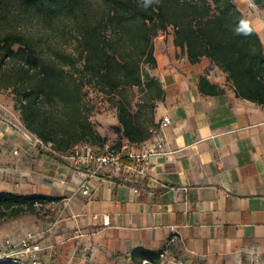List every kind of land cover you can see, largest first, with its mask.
<instances>
[{
  "label": "crops",
  "instance_id": "1",
  "mask_svg": "<svg viewBox=\"0 0 264 264\" xmlns=\"http://www.w3.org/2000/svg\"><path fill=\"white\" fill-rule=\"evenodd\" d=\"M234 2L264 52V8ZM154 55L148 72L164 91L158 126L130 148L162 142L164 152L150 156L144 177L121 167L88 177L29 139L18 111L0 104L21 126L0 114V191L60 197L50 202L49 220L26 214L0 223V243L38 233L39 257L52 264H119L137 248L165 250L166 264H264V106L236 96L208 59L192 64L177 56L170 31L154 38ZM201 76L220 91L204 93Z\"/></svg>",
  "mask_w": 264,
  "mask_h": 264
},
{
  "label": "trees",
  "instance_id": "2",
  "mask_svg": "<svg viewBox=\"0 0 264 264\" xmlns=\"http://www.w3.org/2000/svg\"><path fill=\"white\" fill-rule=\"evenodd\" d=\"M251 1L264 8V0ZM17 17L44 28L36 35L19 31ZM168 31L177 56L192 64L208 59L226 73L236 96L264 106L262 42L234 0H154L147 6L145 0H0V90L11 92L22 126L56 155L79 143L109 141L91 121L89 87L96 104L105 97L116 110L113 146L123 139L140 144L157 128L156 103L164 98L145 67L156 66L154 38ZM134 88L141 93L136 109ZM199 88L220 91L203 76ZM59 199L0 191V223L37 214L38 204ZM161 252L137 248L130 259L160 264Z\"/></svg>",
  "mask_w": 264,
  "mask_h": 264
},
{
  "label": "built area",
  "instance_id": "3",
  "mask_svg": "<svg viewBox=\"0 0 264 264\" xmlns=\"http://www.w3.org/2000/svg\"><path fill=\"white\" fill-rule=\"evenodd\" d=\"M97 104L101 105L102 103L98 101ZM169 123L170 119L167 116H163L160 126H166ZM26 135L29 139H34L35 142L43 144L30 132L26 133ZM45 146L49 147V145ZM162 152H164V144L162 142H157L154 149L135 152L130 148V142L123 139L119 148H115L110 142H106L101 146L79 143L62 156L70 161L73 166L84 170L88 177L96 176L104 168L114 169L121 167L125 170L126 175L137 178L144 177L147 174L150 166V156L154 153ZM80 189L86 194L89 192L90 186L87 183H82ZM38 236V233H28L17 240L4 239L0 243V261L14 260L19 264H52L40 259L39 253L43 250V247ZM164 255L165 250H162L160 259Z\"/></svg>",
  "mask_w": 264,
  "mask_h": 264
},
{
  "label": "rangeland",
  "instance_id": "4",
  "mask_svg": "<svg viewBox=\"0 0 264 264\" xmlns=\"http://www.w3.org/2000/svg\"><path fill=\"white\" fill-rule=\"evenodd\" d=\"M14 26L22 32H29L31 34H37L38 32L42 31L44 28L42 24L38 23L36 21H26L23 17H17V20L13 23ZM57 38V37H56ZM71 49V46L66 47V50L69 51ZM145 69L148 71V67H145ZM134 91L136 92V96L134 97L133 104L136 109V103H141V93L137 90V88H134ZM87 97L91 98V105H92V112H91V121L94 123V126L96 130L104 135L105 137L108 138V142L114 143L116 141L117 135L113 130V126L117 123V118H116V110L115 108L111 105L109 100H107L105 97L102 100V104L98 105L96 104V97L94 94V89L93 87L87 88ZM12 94L9 90L1 89L0 90V104L7 105V106H12L13 105V98ZM98 101V100H97ZM3 109V108H0ZM147 108H143V115L147 117ZM146 113V114H145ZM0 114H2V117L7 118L9 121H11L12 125L19 126V123L14 120L13 114H11L10 111H1ZM112 136H109V135ZM51 203L50 202H45L43 203L42 206L38 204V210L37 214H35L38 218H41L43 220H49L51 218ZM32 215V214H31ZM34 215V216H35ZM119 264H133L132 261L130 260L129 262H123ZM160 264H166L165 262H160ZM179 264V263H177ZM200 264V263H198Z\"/></svg>",
  "mask_w": 264,
  "mask_h": 264
},
{
  "label": "clouds",
  "instance_id": "5",
  "mask_svg": "<svg viewBox=\"0 0 264 264\" xmlns=\"http://www.w3.org/2000/svg\"><path fill=\"white\" fill-rule=\"evenodd\" d=\"M154 0H145V5L147 6L148 4L153 3ZM155 2H158V0H155Z\"/></svg>",
  "mask_w": 264,
  "mask_h": 264
}]
</instances>
